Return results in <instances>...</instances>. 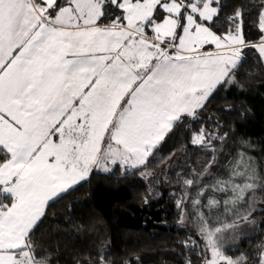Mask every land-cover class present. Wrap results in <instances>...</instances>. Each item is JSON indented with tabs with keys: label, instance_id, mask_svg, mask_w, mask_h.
<instances>
[{
	"label": "snow or ice",
	"instance_id": "6c2138e0",
	"mask_svg": "<svg viewBox=\"0 0 264 264\" xmlns=\"http://www.w3.org/2000/svg\"><path fill=\"white\" fill-rule=\"evenodd\" d=\"M249 54L264 66V0L230 13L224 0H0V264H50L31 239L49 201L93 168L144 165L236 82ZM226 135L190 134L210 158L180 177L177 206L187 197L196 209L186 243L202 244L200 264H264V242L251 258L225 251L264 186L243 155L211 174Z\"/></svg>",
	"mask_w": 264,
	"mask_h": 264
},
{
	"label": "trees",
	"instance_id": "16d2710c",
	"mask_svg": "<svg viewBox=\"0 0 264 264\" xmlns=\"http://www.w3.org/2000/svg\"><path fill=\"white\" fill-rule=\"evenodd\" d=\"M257 2L224 0L226 13ZM244 10L254 19L255 9ZM217 122L219 128L214 126ZM205 125L227 134L217 145L219 167L209 170L213 176L238 155L254 160L264 172V66L251 54L237 71L236 82L218 90L198 120L189 119L167 134L144 165L133 171L120 167L108 173L93 171L50 203L31 234L41 258L50 264H99L100 255L107 264H187L189 260L200 264L202 244L186 243L196 233L181 226L177 202L183 191L180 177L201 172L209 161V150L190 143V134ZM260 185L252 196L262 203L259 213L252 212L257 228L250 237L240 238L236 247H225L227 255L254 257L264 242V186ZM184 209L193 227L196 209L186 197Z\"/></svg>",
	"mask_w": 264,
	"mask_h": 264
},
{
	"label": "rangeland",
	"instance_id": "374dc122",
	"mask_svg": "<svg viewBox=\"0 0 264 264\" xmlns=\"http://www.w3.org/2000/svg\"><path fill=\"white\" fill-rule=\"evenodd\" d=\"M160 143V142H159ZM158 143V144H159ZM245 157V159H247V160H249L250 161V159H248L246 156H244ZM252 165H253V167L255 168V170H256V173H258V174H260L261 176H264V172H261L258 168H257V166H256V164L254 163V160L252 161V163H251ZM114 168V167H113ZM128 169V171H133V170H135L134 168H131V167H128L127 168ZM113 170V169H112ZM120 170L121 171H124L123 170V168H120ZM93 171H97V172H101V173H108V172H103V171H101V170H99V169H96V168H93L91 171H90V174L93 172ZM111 172V171H110ZM183 176H184V174H183ZM88 177V176H87ZM81 182V181H80ZM259 184H262V182H260ZM258 184V185H259ZM75 186V185H74ZM170 189V188H169ZM177 189L176 188H173V192L174 191H176ZM181 196H182V193H181ZM187 198V197H186ZM54 200H56V198H54L53 200H51V201H49V203H48V205L50 204V203H52ZM260 200V197H252V199L250 200V204H251V208H252V212H253V214L254 213H259L260 211H261V209H262V203H261V201H259ZM47 208V207H46ZM180 209H181V216H180V224H181V226L183 227L184 226V228H186V229H188L189 231L190 230H192V231H194L195 233L197 232V229H196V227H195V223H194V225H193V227L189 224V221H188V215H187V212H186V209H184L183 210V204L180 206ZM252 216L253 215H251V217H250V220L252 221V223H247V224H243V225H241L240 226V228H238V229H235L234 231H236L237 233H238V237H237V239L235 240V241H233V240H231V239H229L228 240V242L226 243V245H225V247H232V248H234V247H236L235 246V244H236V242H238L239 240H240V238H245V237H250L255 231V229L257 228V222L255 221V219H252ZM254 218V217H253ZM196 222V221H195ZM225 235L227 236V235H229L228 233H225ZM194 237H196L195 236V234H194Z\"/></svg>",
	"mask_w": 264,
	"mask_h": 264
},
{
	"label": "clouds",
	"instance_id": "9594fccd",
	"mask_svg": "<svg viewBox=\"0 0 264 264\" xmlns=\"http://www.w3.org/2000/svg\"><path fill=\"white\" fill-rule=\"evenodd\" d=\"M180 222V221H179Z\"/></svg>",
	"mask_w": 264,
	"mask_h": 264
}]
</instances>
